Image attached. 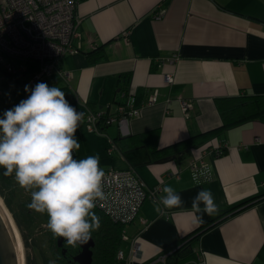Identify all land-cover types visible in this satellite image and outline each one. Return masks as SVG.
<instances>
[{
    "label": "crops",
    "instance_id": "1",
    "mask_svg": "<svg viewBox=\"0 0 264 264\" xmlns=\"http://www.w3.org/2000/svg\"><path fill=\"white\" fill-rule=\"evenodd\" d=\"M75 12V52L62 53L37 83L59 87L83 118L82 102L110 113L118 105L138 109L125 136L115 123L97 135L84 131L82 119L75 152L76 159L98 154L102 169L132 167L148 188L158 187L157 197L144 199L124 225L138 244L136 262L158 260L190 240L195 254L185 264H264V120L247 119L213 136L215 144L225 142L222 154L214 155L215 144L207 143L162 154L164 147L219 127L218 99L264 95V0H79ZM181 100L191 104L186 112ZM108 138L118 151H105ZM200 155L210 170L205 181L189 167ZM166 185L180 194L181 206L160 204ZM201 189L213 194L218 211L211 216L192 209ZM253 195L260 197L220 215ZM128 247L121 240L125 254Z\"/></svg>",
    "mask_w": 264,
    "mask_h": 264
},
{
    "label": "clouds",
    "instance_id": "2",
    "mask_svg": "<svg viewBox=\"0 0 264 264\" xmlns=\"http://www.w3.org/2000/svg\"><path fill=\"white\" fill-rule=\"evenodd\" d=\"M24 91L27 98L0 115V168L4 176L14 174L19 187L31 191L27 207L47 214L54 238L63 237L72 247L82 245L100 227L93 212L97 201L105 199L100 157L75 158L83 113L68 102L64 91L45 82L25 85ZM163 193L160 204L166 208L184 203L170 185L163 187ZM192 209L215 214L212 192H197Z\"/></svg>",
    "mask_w": 264,
    "mask_h": 264
},
{
    "label": "built area",
    "instance_id": "3",
    "mask_svg": "<svg viewBox=\"0 0 264 264\" xmlns=\"http://www.w3.org/2000/svg\"><path fill=\"white\" fill-rule=\"evenodd\" d=\"M79 0H0V64L8 72L23 71L34 61V69L26 78L25 85L34 87L37 80L48 76L57 66L60 55L64 52H75L71 39L78 36L79 17L75 7ZM158 15V14H155ZM68 79L69 73L61 72ZM165 81H171L170 74H165ZM24 85V86H25ZM24 89V87H23ZM25 91L21 100L26 99ZM155 94L148 97V102L155 100ZM181 107L186 112L191 106L181 100ZM84 110V123L88 131L101 133L104 125L115 123L121 136L129 134L130 117L139 113L130 104L118 105L114 112L103 109H90L86 102L81 103ZM107 153L118 151L115 141L108 138ZM210 151H214L213 148ZM190 169L201 180L210 178L208 163L200 155L192 160ZM104 170L103 191L105 199L98 200L96 207L114 222L126 225L132 222L138 213L139 206L146 198H156L157 188H148L132 167ZM14 177V175H13ZM144 223L145 220L141 219ZM121 240L129 242L128 252L119 248L116 258L122 264H139L136 262L138 244L125 229L121 231ZM164 256L158 260L162 261Z\"/></svg>",
    "mask_w": 264,
    "mask_h": 264
},
{
    "label": "trees",
    "instance_id": "4",
    "mask_svg": "<svg viewBox=\"0 0 264 264\" xmlns=\"http://www.w3.org/2000/svg\"><path fill=\"white\" fill-rule=\"evenodd\" d=\"M95 60L97 59L93 57L92 61ZM33 69V66L28 65L23 71L8 72L0 64V115H2L5 110L12 108L21 101L24 93L23 87L25 85L26 78ZM217 107L222 116V124L219 127L200 132L179 142H175L171 146L164 147L162 149V154L172 152L177 154L185 151L186 149H190L192 146L194 147L204 143H207L208 146H213L215 142L214 139L211 138L218 132L225 130L227 127L237 125L251 118L264 120V95H248L240 93L235 96L218 99ZM152 131L151 135L155 133L154 130ZM152 143L153 146L149 149L151 153L157 149L154 147V141H152ZM225 148L224 141L218 142L213 146L214 155L224 153ZM3 171L4 169L0 168V196L2 197L6 207L10 212H12L14 217L13 219L15 220L19 231L22 232L25 229L30 230L34 226L36 218V216L34 218V214L31 212V209L27 207V204L31 202V198L14 199L16 200L14 201V190L17 183L15 179H13V176H4ZM3 191H5V193ZM259 197L260 195H253L235 202L229 207L222 209L220 215L222 217H226L235 211H239L250 205V203L254 202ZM14 203L16 208L12 207ZM93 212L95 216L99 218L100 227L93 231L91 235L94 242L91 247V264H122V262L116 258V251L120 248L121 231L124 228V225L119 222L112 221L111 218H109L97 207L93 209ZM37 216L42 222L47 224V214L37 213ZM45 234L47 235V241L49 242L48 248L51 250L55 264H73L71 261L73 258L70 253L77 252L78 247L67 245V251L62 254L55 246L56 238L53 237L51 231L47 229ZM26 240L27 238L25 241ZM189 241L186 240L175 249L164 252L162 261L152 259L146 264H185L189 260L193 259L195 254ZM74 248L76 249L75 251H73Z\"/></svg>",
    "mask_w": 264,
    "mask_h": 264
},
{
    "label": "rangeland",
    "instance_id": "5",
    "mask_svg": "<svg viewBox=\"0 0 264 264\" xmlns=\"http://www.w3.org/2000/svg\"><path fill=\"white\" fill-rule=\"evenodd\" d=\"M27 63L30 66H34L35 62L34 61H27ZM42 80L39 79V81ZM37 83V82H36ZM36 85V84H35ZM26 96L29 95V93H26ZM84 131H88L86 124L84 123ZM93 134H96L92 132ZM97 135V134H96ZM109 145V140L107 139V146ZM106 146V148H107ZM105 148V151L107 152V149ZM14 179V177H13ZM15 190H14V199H25L30 197L31 198V191H26L24 188L19 187V185H15ZM5 193V191H3ZM8 192V191H6ZM16 197V198H15ZM14 200V201H16ZM12 202V200H11ZM13 208H16L15 203L12 205ZM31 212L34 214V226L32 229L28 230L25 229L24 231H18L23 243V248H24V261L25 264H55L54 259L52 257V254L49 251L48 248V243H47V235L43 231L47 227V224L42 222L41 219L37 216L38 212H35L31 210ZM12 215V212H10ZM13 217V215H12ZM14 218V217H13ZM15 222V220H14ZM16 224V223H15ZM17 226V225H16ZM27 240L25 241V239Z\"/></svg>",
    "mask_w": 264,
    "mask_h": 264
},
{
    "label": "water",
    "instance_id": "6",
    "mask_svg": "<svg viewBox=\"0 0 264 264\" xmlns=\"http://www.w3.org/2000/svg\"><path fill=\"white\" fill-rule=\"evenodd\" d=\"M166 158H164L165 161ZM63 237H58V243ZM93 239L90 238L86 243L78 245L80 250L73 256V261L77 264H91V247L93 246ZM0 264H19L18 252L12 232L0 214Z\"/></svg>",
    "mask_w": 264,
    "mask_h": 264
},
{
    "label": "bare ground",
    "instance_id": "7",
    "mask_svg": "<svg viewBox=\"0 0 264 264\" xmlns=\"http://www.w3.org/2000/svg\"><path fill=\"white\" fill-rule=\"evenodd\" d=\"M0 214L8 224L12 235L14 237L16 247H17V252H18V258H19V264H25L24 261V248H23V243L19 234V231L17 229V226L14 222V219L9 211V209L6 207L2 197L0 196Z\"/></svg>",
    "mask_w": 264,
    "mask_h": 264
},
{
    "label": "flooded vegetation",
    "instance_id": "8",
    "mask_svg": "<svg viewBox=\"0 0 264 264\" xmlns=\"http://www.w3.org/2000/svg\"><path fill=\"white\" fill-rule=\"evenodd\" d=\"M47 229H48V227H46L45 229H43V231L46 232ZM47 243H48V246H49V242H48V241H47ZM55 246L59 249V251H60L62 254H64V253L67 251V250H66V246H67V244L65 243V238H62L60 243H58L57 239H55ZM77 247H78L77 252H79L80 248H79L78 245H77ZM75 250H76V249L74 248L73 251H75ZM49 251H50V253H51V250H50V249H49ZM77 252H75V253H74V252H71V253H70L71 257L73 258V256H74ZM70 260H71V258H70ZM71 261L73 262V264H77V262L73 261V259H72Z\"/></svg>",
    "mask_w": 264,
    "mask_h": 264
}]
</instances>
